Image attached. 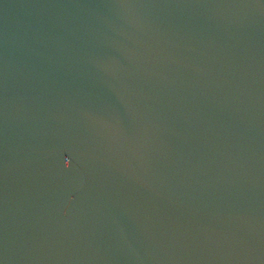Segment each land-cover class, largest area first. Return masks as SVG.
<instances>
[{"label":"water","instance_id":"obj_1","mask_svg":"<svg viewBox=\"0 0 264 264\" xmlns=\"http://www.w3.org/2000/svg\"><path fill=\"white\" fill-rule=\"evenodd\" d=\"M0 264H264V0H0Z\"/></svg>","mask_w":264,"mask_h":264}]
</instances>
